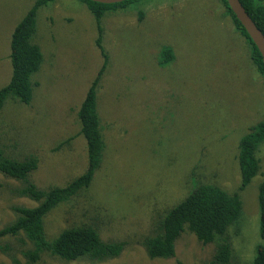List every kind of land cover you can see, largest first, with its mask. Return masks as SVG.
<instances>
[{"label":"rangeland","instance_id":"374dc122","mask_svg":"<svg viewBox=\"0 0 264 264\" xmlns=\"http://www.w3.org/2000/svg\"><path fill=\"white\" fill-rule=\"evenodd\" d=\"M34 1L0 0V89L12 75L11 34ZM101 27L109 59L97 88L104 161L88 189L45 216L44 232L54 239L65 228L95 224L102 240L125 245L100 262H65L44 252L34 264H204L216 242L201 244L185 231L173 257L150 258L141 241L197 184L238 189L239 141L264 119V81L247 41L219 0H143L106 12ZM96 38L81 1L41 7L32 41L42 61L31 78L37 83L31 102L8 100L0 109V152L17 160L35 156L30 179L39 188L64 186L87 168L76 113L102 65ZM164 48L173 58L160 65ZM257 155L260 170L240 192L241 216L228 230L232 264H250L257 245L264 247L257 202L264 143ZM23 185L0 172V229L16 220L12 207L37 205L19 195ZM32 249L22 232L0 237V264H28L23 252Z\"/></svg>","mask_w":264,"mask_h":264},{"label":"trees","instance_id":"16d2710c","mask_svg":"<svg viewBox=\"0 0 264 264\" xmlns=\"http://www.w3.org/2000/svg\"><path fill=\"white\" fill-rule=\"evenodd\" d=\"M56 0H35L23 18L15 26L10 39V62L12 75L9 83L0 89V109L6 101L29 104L33 89L37 86L32 75L39 69L42 54L39 46L32 41L36 30V15L41 7ZM81 1L95 20L97 38L95 45L103 58L101 68L76 113L80 125L79 135L86 142L87 168L64 186L47 189L34 184L30 175L37 169V158L29 155L22 160L5 157L0 152V172L7 177L20 180L23 187L19 195L27 197L37 205L32 208L12 207L16 220L0 229V237L15 236L22 232L33 243L32 250L23 252L28 264H34L41 253H48L65 262L87 259L100 262L120 254L123 241H104L95 224H80L63 229L54 239H47L44 232V218L56 206L71 200L91 186L96 172L104 161L106 144L97 111V88L108 66V54L102 38L101 18L106 12L124 10L143 0H126L116 4H101L90 0ZM229 16L234 29L245 39L249 58L264 81V63L247 32L228 7L225 0H219ZM257 28L264 34V0H239ZM140 18L142 14L139 13ZM172 55L167 48L162 50L160 65L168 63ZM264 143V119L248 128L238 144L237 163L240 184L234 192L218 185L200 183L179 203L170 207L153 223L151 234L141 241L150 258H169L175 254V246L186 231L193 234L201 244L215 243L212 258L204 264H232V249L228 230L236 225L242 212L240 192L248 186L260 170L258 149ZM192 172V171H191ZM194 173V172H193ZM196 179V178H194ZM193 185V184H192ZM196 185V184H194ZM193 185V186H194ZM259 237L264 239V178L258 187ZM250 264H264V247L257 245L256 255Z\"/></svg>","mask_w":264,"mask_h":264},{"label":"water","instance_id":"95a60500","mask_svg":"<svg viewBox=\"0 0 264 264\" xmlns=\"http://www.w3.org/2000/svg\"><path fill=\"white\" fill-rule=\"evenodd\" d=\"M101 4H116L126 0H90ZM237 20L241 23L251 41L257 47L264 63V34L259 30L239 0H225Z\"/></svg>","mask_w":264,"mask_h":264}]
</instances>
